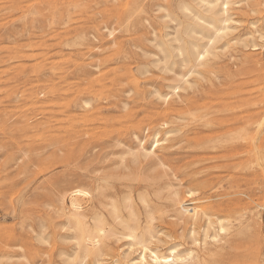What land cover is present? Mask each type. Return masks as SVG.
<instances>
[{
  "label": "rangeland",
  "instance_id": "rangeland-1",
  "mask_svg": "<svg viewBox=\"0 0 264 264\" xmlns=\"http://www.w3.org/2000/svg\"><path fill=\"white\" fill-rule=\"evenodd\" d=\"M183 1L0 0V264H71L74 231L65 226L61 211L62 206L70 209V191L91 190L92 180L102 178L108 197L116 187L131 191L143 213V191L161 203L154 194L157 187L149 186L161 171L160 183H173L181 195L195 189L193 197L204 198L201 208L224 207L228 197L244 192L237 206L244 214L242 225L234 221L244 236L235 250H253L258 263H264V225L253 213L259 210L264 172L242 165L228 172V92L233 88L228 68L239 87L249 81L245 90L264 88V0H231L229 33L199 71L187 74L186 89L173 94L169 86L180 82L188 68L176 64L164 71L156 44L165 33L175 34L167 14L185 19L179 8ZM262 91L250 96L255 106L249 99L242 104L259 112L258 119L264 117ZM158 93L169 95L164 100ZM168 129L174 131L156 148L157 160L133 161L128 150L138 148L136 135L149 148L154 133L160 130L162 138ZM161 160L162 165L156 163ZM228 173L244 180L230 185ZM199 181L209 186L203 189ZM160 195L163 231L174 229L172 238L162 234L157 244L161 250L171 243L178 249L192 247L180 226L171 227L176 218L167 205L166 185ZM90 199L80 196L85 211L99 206L98 199ZM214 212L228 218L227 209ZM222 236L209 245L220 254L205 255L207 264H228V233ZM127 242L113 243L111 256H137ZM91 260L85 264H95Z\"/></svg>",
  "mask_w": 264,
  "mask_h": 264
},
{
  "label": "bare ground",
  "instance_id": "bare-ground-1",
  "mask_svg": "<svg viewBox=\"0 0 264 264\" xmlns=\"http://www.w3.org/2000/svg\"><path fill=\"white\" fill-rule=\"evenodd\" d=\"M230 4L232 5L231 0H185L179 7L185 19L166 13L167 15L165 17H169L170 21L175 23V34L170 36V32L167 31L168 33H165L164 39L157 40L156 46L161 47L162 52V58L157 59V63L158 65H163L159 67H163L162 69H164V71L171 70L174 68L173 65L176 64H179L182 68H188V72L182 75L180 82L169 86L172 89V93L178 92L180 88H184V85L189 83V77L186 78V76L190 75L187 74H189V72L193 73L199 71L198 69L205 65L209 56L214 54L213 48L217 41L229 33L232 28L231 22L234 21L230 13ZM111 33L112 31H110V34ZM260 34L261 38L264 37V34ZM255 42L257 41L253 40L252 46H257ZM235 76V72L231 67L228 68V84L230 83L233 87L231 88L232 90L228 92V172L232 167L238 169L237 167L241 165L243 168L247 169L260 168L264 172V148L262 145V140L264 139V117L263 119H258L259 112H250L242 105L248 99L251 100L254 98H251V95L262 91L264 88L263 86H257L245 90V86L249 81L241 88L239 87L240 84H237L238 81L234 79ZM185 89L186 88H184V90ZM168 95L169 93L166 95L158 93L159 98H164V100L167 99ZM249 100L247 102H249ZM252 101L253 100H251L250 103L253 105L254 103H252ZM85 102L89 104L88 100ZM255 104L257 103L255 102ZM164 124L166 125L169 123L164 122ZM173 131L174 129L166 130L163 137L160 138L161 132L157 130L153 135L149 148H147L142 139L136 135L135 138L139 140L138 148L130 147L128 153L135 162L150 158L151 160H157L158 158L155 156L156 148L168 140L170 133ZM156 163L162 165L163 161L161 160ZM164 173L165 172L161 171V173L156 174L157 176L153 177L155 179H152L153 181H151L150 184L148 183L149 186L153 185L157 187L155 188L156 192H154V194L161 200V203H158L144 191L139 195V199L144 208L143 213L137 208L135 202H133L132 195L129 193L131 191H120L117 190L118 188L116 187L111 196L108 197L106 194L108 184L105 185L106 181L102 178L100 180H92L93 187L91 190L74 188L70 191L68 195L69 211H66L63 206L61 208V211L65 215V226L74 231L73 245L75 252L71 256L72 262L70 263L85 264V261L90 258L94 260L95 264H104L105 261H109L113 256V260L111 261L112 264H207L208 256L205 255L215 256L220 254L219 250H212V247L209 245L218 242L222 239L221 237H223V234L228 233V264H259L257 261L258 258L254 255L255 252L247 249L249 246L246 248L244 244L247 250H235L237 244H239L238 241L241 235L244 236V229L242 226H236V223H234L235 220H239L242 225L241 219L244 214L239 212V209L237 210V206L243 201V197L240 196L244 195L242 191L235 192L233 198L228 197L230 198L228 199V205L224 204L226 205L224 207L219 204L207 205L208 208H206V206L205 208H201L202 206L200 207L199 204L204 198L193 197L196 193L195 189L188 188L185 194L191 196V199H187V195L183 196L178 190L173 188V183H165L164 185H166L167 189L170 191V200L167 205L171 208V212H173L172 217L176 218V221L171 223V227L180 226L181 229L184 230V235L183 232L182 235L185 236L186 234L185 237L189 236L193 246H186L184 249H178L177 244L171 243L170 245L168 244L166 250H161L160 246L157 244L164 239L161 235L164 234L170 238H172L173 235V227L169 228V231H163L162 228L163 222H165L166 225V219L164 217L166 212L162 209L163 197L161 195L159 196V191H161V189L164 190L163 183H160L165 177ZM251 174L253 175V173ZM255 175L256 174H254V176ZM229 176L231 178H229ZM241 179L244 180V177H232V175L228 173V182L230 185H238ZM196 184L203 189L208 185L207 182L203 181H199ZM128 189L131 190L130 186ZM81 195L90 196L92 202L94 198L98 199L99 206H96L98 205L96 203V205L92 204V208L89 206L91 209L85 211L80 201ZM106 198H109V201H107ZM61 202H64L63 196ZM258 206L259 210L253 213L258 219L256 222L264 225V191ZM226 209L228 218L215 216L216 213L214 211L218 210L220 212ZM241 209L243 210V208ZM167 224L170 226L168 221ZM245 227L246 226H244V228ZM73 231L71 232L73 233ZM245 232L247 233V230ZM200 233L201 238L197 235ZM38 239L43 241L45 238L40 235ZM123 239L128 241L127 244L129 243L130 250H132L133 247L138 250L139 253L137 256L132 258H128L127 256L121 257V255L118 254L119 252L117 253L118 255L114 252L115 254L111 256L110 251L114 247V245H111ZM246 240L248 239L246 238ZM165 243L167 244V242ZM248 244L249 243H247V245ZM93 260H91V262H93Z\"/></svg>",
  "mask_w": 264,
  "mask_h": 264
}]
</instances>
